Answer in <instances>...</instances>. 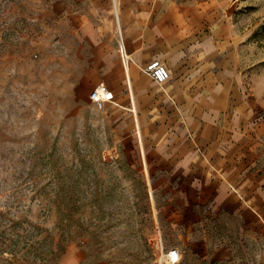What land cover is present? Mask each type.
<instances>
[{"label":"rangeland","instance_id":"374dc122","mask_svg":"<svg viewBox=\"0 0 264 264\" xmlns=\"http://www.w3.org/2000/svg\"><path fill=\"white\" fill-rule=\"evenodd\" d=\"M174 249L264 264V0H0V264Z\"/></svg>","mask_w":264,"mask_h":264},{"label":"built area","instance_id":"2783aa9c","mask_svg":"<svg viewBox=\"0 0 264 264\" xmlns=\"http://www.w3.org/2000/svg\"><path fill=\"white\" fill-rule=\"evenodd\" d=\"M124 55L127 58L129 57L126 54ZM142 70H144L151 77L152 80L158 83L165 82L170 77V70H168L167 67L158 59H153L152 61L145 63L142 67ZM111 97L112 92L105 86H98L90 94L91 100L95 101L100 105L103 104V101L105 102ZM168 254L171 263L174 264V262H177L179 260V255L177 254L176 249L170 250Z\"/></svg>","mask_w":264,"mask_h":264},{"label":"crops","instance_id":"0c3cea01","mask_svg":"<svg viewBox=\"0 0 264 264\" xmlns=\"http://www.w3.org/2000/svg\"><path fill=\"white\" fill-rule=\"evenodd\" d=\"M129 3L123 4L124 13L122 15V24L124 25L123 30V44L125 52H128L133 57L134 63L138 64L144 61L145 59L150 58L153 55V50L151 49H139V47H143L144 40L142 39V33L138 30L135 25H129L128 20L131 21V15L129 9ZM135 26V27H134ZM140 32V33H139ZM157 32V30H156Z\"/></svg>","mask_w":264,"mask_h":264},{"label":"bare ground","instance_id":"6f19581e","mask_svg":"<svg viewBox=\"0 0 264 264\" xmlns=\"http://www.w3.org/2000/svg\"><path fill=\"white\" fill-rule=\"evenodd\" d=\"M126 55H128V54H126Z\"/></svg>","mask_w":264,"mask_h":264}]
</instances>
